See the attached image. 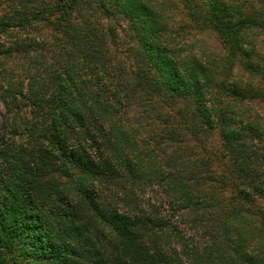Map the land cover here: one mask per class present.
<instances>
[{
	"label": "trees",
	"instance_id": "1",
	"mask_svg": "<svg viewBox=\"0 0 264 264\" xmlns=\"http://www.w3.org/2000/svg\"><path fill=\"white\" fill-rule=\"evenodd\" d=\"M166 5L0 0V264H264V0Z\"/></svg>",
	"mask_w": 264,
	"mask_h": 264
},
{
	"label": "rangeland",
	"instance_id": "2",
	"mask_svg": "<svg viewBox=\"0 0 264 264\" xmlns=\"http://www.w3.org/2000/svg\"><path fill=\"white\" fill-rule=\"evenodd\" d=\"M166 2L167 5L165 13L168 15L166 17H169L170 21L172 20L174 22L176 28H178V30H181L179 29V18L183 13L182 8L180 6L181 0H166ZM187 30L188 27H185L183 29V34H185L186 37L193 42V47L195 46L197 48L211 49L213 51L218 50V46L216 44L215 36L213 33L199 32L198 30Z\"/></svg>",
	"mask_w": 264,
	"mask_h": 264
}]
</instances>
